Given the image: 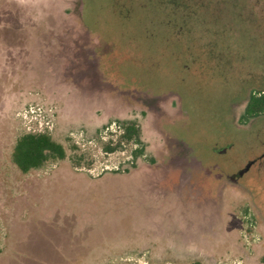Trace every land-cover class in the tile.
I'll list each match as a JSON object with an SVG mask.
<instances>
[{
	"label": "rangeland",
	"instance_id": "1",
	"mask_svg": "<svg viewBox=\"0 0 264 264\" xmlns=\"http://www.w3.org/2000/svg\"><path fill=\"white\" fill-rule=\"evenodd\" d=\"M251 94L264 0H0V264H264ZM28 133L65 159L21 173Z\"/></svg>",
	"mask_w": 264,
	"mask_h": 264
},
{
	"label": "trees",
	"instance_id": "2",
	"mask_svg": "<svg viewBox=\"0 0 264 264\" xmlns=\"http://www.w3.org/2000/svg\"><path fill=\"white\" fill-rule=\"evenodd\" d=\"M264 114V96L249 95L244 108V118L255 117ZM116 133L119 141L113 147H104L106 152H114L121 148V143L135 141L139 142V130L134 123H122ZM175 148H178L179 142L171 139ZM143 149H135L132 152L136 158L142 155ZM66 157L65 148L58 142L54 141L46 133L24 134L14 143L11 153V159L16 168L23 174L30 170L39 169L48 162L62 161Z\"/></svg>",
	"mask_w": 264,
	"mask_h": 264
},
{
	"label": "flooded vegetation",
	"instance_id": "3",
	"mask_svg": "<svg viewBox=\"0 0 264 264\" xmlns=\"http://www.w3.org/2000/svg\"><path fill=\"white\" fill-rule=\"evenodd\" d=\"M252 95H254V94H252ZM258 96H260V95H258Z\"/></svg>",
	"mask_w": 264,
	"mask_h": 264
},
{
	"label": "water",
	"instance_id": "4",
	"mask_svg": "<svg viewBox=\"0 0 264 264\" xmlns=\"http://www.w3.org/2000/svg\"><path fill=\"white\" fill-rule=\"evenodd\" d=\"M241 174H239V176H240Z\"/></svg>",
	"mask_w": 264,
	"mask_h": 264
}]
</instances>
